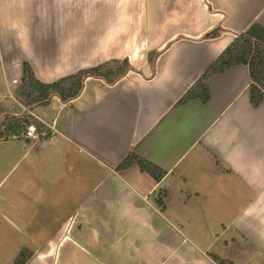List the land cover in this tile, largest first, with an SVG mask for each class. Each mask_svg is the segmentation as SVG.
<instances>
[{"label":"crops","instance_id":"crops-1","mask_svg":"<svg viewBox=\"0 0 264 264\" xmlns=\"http://www.w3.org/2000/svg\"><path fill=\"white\" fill-rule=\"evenodd\" d=\"M253 23L264 0H0V100L25 63L46 84L131 67L33 110L52 133L0 200L33 242L19 244L26 264H264V100L251 103L248 67L208 77L206 104L176 106ZM129 153L166 175L116 170Z\"/></svg>","mask_w":264,"mask_h":264},{"label":"trees","instance_id":"trees-1","mask_svg":"<svg viewBox=\"0 0 264 264\" xmlns=\"http://www.w3.org/2000/svg\"><path fill=\"white\" fill-rule=\"evenodd\" d=\"M219 33L220 30H213L205 37L212 39L217 37ZM157 55L158 52H151L148 55L149 65L154 64ZM240 65L247 66L249 69L252 81L250 86L251 103L253 106H258L264 100V28L258 23H253L245 32L233 40L206 72L178 100L176 106L184 105L194 99L206 104L210 99V92L204 83L205 80L212 75L222 74L226 70ZM130 68L127 60L109 61L46 84L37 80L31 67L25 63L19 83L12 89V96L16 103L23 104L30 110L39 106H47L52 96L58 97L63 103H70L79 96L87 78L101 79L106 84L112 85L123 78L130 71ZM16 107L20 109L18 106ZM29 125H34L38 133L45 132L46 136L51 134L44 125L30 115L21 110H19V116L11 114L0 102V142L12 138L21 139ZM132 165H137L142 172L147 173L156 182L161 181L166 175L165 171L133 153L127 154L115 169L123 170ZM159 201L157 198L155 202ZM30 256V251L23 249L12 264H26ZM218 263L224 264L221 261Z\"/></svg>","mask_w":264,"mask_h":264},{"label":"rangeland","instance_id":"rangeland-1","mask_svg":"<svg viewBox=\"0 0 264 264\" xmlns=\"http://www.w3.org/2000/svg\"><path fill=\"white\" fill-rule=\"evenodd\" d=\"M17 84H13V88ZM12 89L10 91L11 96L13 95ZM0 102L4 104L7 112L11 114H17V116H19V110L25 114H27V111L29 110V108L23 104L16 103L14 98H10L9 95L5 100H0ZM16 106H18L20 109H17ZM22 107L25 109V111L22 109ZM40 107L42 106L36 108ZM33 110L31 111L34 114ZM31 117L38 122H41L39 119H36L33 116ZM43 149L44 148L41 146L40 142H37L36 140L34 142H30L20 138H12L8 141L0 142V200L4 199L6 189L10 188V183H12L14 176H17L20 172V168L24 166L22 162H24L23 160H26V158L22 159L23 155L27 153V155L33 156L36 155L37 152V157H39ZM11 169L13 170L11 171ZM15 235L16 233H14L11 228L0 219V262L3 264L11 263V259L15 258L16 255H18L21 251H19V244L23 247L26 245L24 243L28 242V240L25 238L16 239ZM21 236L26 237L23 234ZM28 243V245H31L33 242Z\"/></svg>","mask_w":264,"mask_h":264},{"label":"built area","instance_id":"built-area-1","mask_svg":"<svg viewBox=\"0 0 264 264\" xmlns=\"http://www.w3.org/2000/svg\"><path fill=\"white\" fill-rule=\"evenodd\" d=\"M11 83H12V84H17L18 81H17V80H12ZM9 97H10V98H13L10 94H9ZM22 109L25 111V109H24L23 107H22ZM27 114H29L30 116L35 117L36 119H39V118H37V117L32 113V111H31L30 109L27 111ZM39 120H40V119H39ZM40 121H41V120H40ZM40 123H41L42 125H44L46 128H48V129L50 130V132H51V127H49L48 124H46V123H44V122H42V121H41ZM39 135L46 136V133H45V132H43V133H38V131H37V129H36V127H35L34 125H29V126H27V129H26V131L24 132V134L22 135L21 139H24V140H26V141H35V140L38 139ZM153 198H154V199H157V196L155 195Z\"/></svg>","mask_w":264,"mask_h":264}]
</instances>
